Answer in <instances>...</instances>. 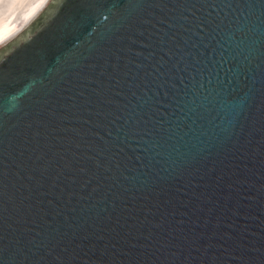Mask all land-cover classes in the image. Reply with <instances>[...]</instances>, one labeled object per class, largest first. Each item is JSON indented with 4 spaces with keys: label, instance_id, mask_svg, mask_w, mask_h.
<instances>
[{
    "label": "water",
    "instance_id": "1",
    "mask_svg": "<svg viewBox=\"0 0 264 264\" xmlns=\"http://www.w3.org/2000/svg\"><path fill=\"white\" fill-rule=\"evenodd\" d=\"M0 264H264V0H47L0 42Z\"/></svg>",
    "mask_w": 264,
    "mask_h": 264
},
{
    "label": "bare ground",
    "instance_id": "2",
    "mask_svg": "<svg viewBox=\"0 0 264 264\" xmlns=\"http://www.w3.org/2000/svg\"><path fill=\"white\" fill-rule=\"evenodd\" d=\"M47 0H0V42L20 30Z\"/></svg>",
    "mask_w": 264,
    "mask_h": 264
}]
</instances>
